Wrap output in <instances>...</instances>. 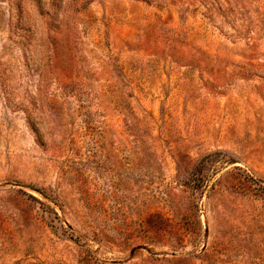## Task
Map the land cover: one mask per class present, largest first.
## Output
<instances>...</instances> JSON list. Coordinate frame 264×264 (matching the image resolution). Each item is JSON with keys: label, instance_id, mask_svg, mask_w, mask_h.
I'll return each mask as SVG.
<instances>
[{"label": "rangeland", "instance_id": "374dc122", "mask_svg": "<svg viewBox=\"0 0 264 264\" xmlns=\"http://www.w3.org/2000/svg\"><path fill=\"white\" fill-rule=\"evenodd\" d=\"M0 264H264V0H0Z\"/></svg>", "mask_w": 264, "mask_h": 264}]
</instances>
